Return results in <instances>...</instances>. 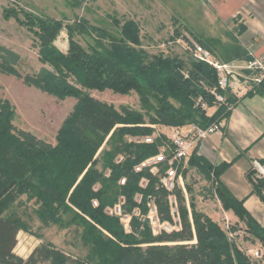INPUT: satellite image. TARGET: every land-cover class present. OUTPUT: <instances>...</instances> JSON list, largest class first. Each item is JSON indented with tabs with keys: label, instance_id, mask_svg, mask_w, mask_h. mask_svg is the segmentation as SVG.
<instances>
[{
	"label": "trees",
	"instance_id": "trees-1",
	"mask_svg": "<svg viewBox=\"0 0 264 264\" xmlns=\"http://www.w3.org/2000/svg\"><path fill=\"white\" fill-rule=\"evenodd\" d=\"M3 15L7 18L11 14L4 10ZM23 15V23L38 37L39 60L51 67L28 80L58 98L73 97L75 103L58 128L55 142L50 143L27 130L17 129L12 123L15 114L12 106L0 100V196L6 199L21 194L36 196L41 202L36 213L44 223H62L60 216L71 213L70 223L82 224V235L93 244L102 264H256L227 239L217 223L197 210L187 182L191 221L185 197L179 188L175 189L181 229L153 234L148 220L140 218L147 214V202L152 197L160 219H170L167 191L158 186L157 177L147 169L134 171V165L157 152L160 140L153 144L133 143L126 141L124 135L150 133L151 128L143 125L146 122L171 125L195 122L205 126L227 116L229 111L223 105L206 116L193 107L191 100L193 95L205 94L199 80L214 84V69L190 56L184 61L163 52L149 54L140 48L139 26L133 19L120 22L112 18L117 29L113 33L83 19L65 24L68 46L62 52L54 44L63 25L61 21L30 12ZM12 16L17 17L15 13ZM91 29L94 36H90ZM75 35H88L90 40L85 39L83 45ZM229 35L226 42L216 37L195 35V38L222 60L248 58L237 38ZM215 48H219V54ZM105 89L120 94L134 91L142 111L126 105L117 110L94 99L88 91ZM119 155L122 158L117 161ZM258 163L264 167V159ZM224 165L211 164L196 149L189 159V167L209 181L208 189L222 208L231 210L243 221L246 231L264 248V225L251 216L243 200L235 197L219 179ZM106 170L108 175L104 174ZM123 176L125 182L119 184ZM143 176L148 182L141 188L138 183ZM246 176L251 192L264 203V174L252 166ZM94 185L98 187L94 189ZM136 193L141 196L138 198ZM119 195L125 198L122 211L131 215L132 232H125L118 217L104 211ZM93 198L98 205L92 204ZM20 229L18 220L0 214V264H84L80 256L49 241L39 242L26 257L14 254Z\"/></svg>",
	"mask_w": 264,
	"mask_h": 264
},
{
	"label": "rangeland",
	"instance_id": "rangeland-1",
	"mask_svg": "<svg viewBox=\"0 0 264 264\" xmlns=\"http://www.w3.org/2000/svg\"><path fill=\"white\" fill-rule=\"evenodd\" d=\"M210 3L207 0H0V100L8 101L12 106L15 112L13 125L54 143L58 128L75 103L73 97L58 98L28 80L45 69L51 70V67L39 60L38 37L23 23V12L62 22L54 39L55 46L62 52L68 46L65 24L83 19L89 25L103 26L113 33L117 29L112 25V18L120 22L133 19L139 26L140 48L149 54L163 52L186 61L190 56L185 49L186 43L197 41L195 35L229 41L230 32L216 18ZM4 10L11 15L5 18ZM14 13L17 17L12 16ZM94 34L91 29L90 36ZM90 36L75 35L83 45L85 39L90 40ZM218 49L215 48L217 54ZM69 80L74 83L72 78ZM88 91L94 99L117 110L120 105H126L142 111L134 91L128 94L113 93L110 89ZM185 182L192 188L197 210L217 223L226 233L227 239L256 264H264L261 243L246 231L244 222L231 210L222 208L213 191L208 189L209 181L200 172L190 168ZM40 205L36 196L21 194L8 196L7 199L0 196V214L18 220L22 226L17 234L14 254L26 257L35 244L49 241L67 253L80 256L84 264H102L93 244L83 237L82 224L70 223L71 213L60 216L62 223H44L36 213ZM54 207L58 209V206ZM193 241L195 239L189 242Z\"/></svg>",
	"mask_w": 264,
	"mask_h": 264
},
{
	"label": "built area",
	"instance_id": "built-area-1",
	"mask_svg": "<svg viewBox=\"0 0 264 264\" xmlns=\"http://www.w3.org/2000/svg\"><path fill=\"white\" fill-rule=\"evenodd\" d=\"M213 2L214 0H207ZM185 49L190 57L197 61L209 64L215 73V82L212 85L199 80L198 85L205 92L191 97L193 107L204 112V115L211 116L219 106H224L226 111H230L244 96L248 94H261L264 96V57L249 55L248 58H232L222 60L215 57L212 52L200 42L192 40L186 43ZM185 76L186 73H185ZM143 125L151 128L148 134H125L124 138L128 142L153 144L160 140L157 152L142 159L134 165V171L138 172L147 169L150 174L158 179V186L167 191L169 207V220H161L155 201L152 197L147 202L148 211L145 216H140L141 220L147 219L153 234L162 231L171 232L181 229L180 211L177 201L176 188H179L184 197L189 218L190 207L188 194L185 187V176L189 167V159L192 153L197 152L198 146L209 134L219 132L221 125L219 120H213L205 126H200L195 122H187L182 125H171L161 122H146ZM122 156L116 158L119 161ZM255 166L260 174H264V167L258 162ZM109 174V170L104 172ZM125 177L119 179V184H124ZM148 178L143 176L139 180V186L144 188ZM98 185H94L96 189ZM136 196H141L136 193ZM124 196L119 195L113 205H108L104 211L108 215L117 216L125 232H132L129 213H124L121 205L124 203ZM92 204L98 205V200L93 198ZM138 214L137 209L134 210ZM142 228V225L140 226Z\"/></svg>",
	"mask_w": 264,
	"mask_h": 264
},
{
	"label": "crops",
	"instance_id": "crops-1",
	"mask_svg": "<svg viewBox=\"0 0 264 264\" xmlns=\"http://www.w3.org/2000/svg\"><path fill=\"white\" fill-rule=\"evenodd\" d=\"M210 6L248 55L264 57V0H215ZM220 125L219 132L201 141L197 154L213 165L225 164L220 181L264 225V203L251 192L246 176L255 162L264 159V96H244Z\"/></svg>",
	"mask_w": 264,
	"mask_h": 264
}]
</instances>
